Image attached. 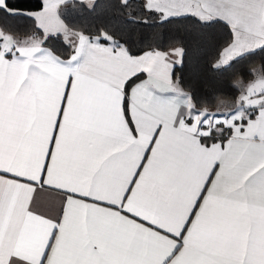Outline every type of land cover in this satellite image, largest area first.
<instances>
[{"label": "snow or ice", "instance_id": "6c2138e0", "mask_svg": "<svg viewBox=\"0 0 264 264\" xmlns=\"http://www.w3.org/2000/svg\"><path fill=\"white\" fill-rule=\"evenodd\" d=\"M69 3L0 0V264H264V0Z\"/></svg>", "mask_w": 264, "mask_h": 264}, {"label": "trees", "instance_id": "16d2710c", "mask_svg": "<svg viewBox=\"0 0 264 264\" xmlns=\"http://www.w3.org/2000/svg\"><path fill=\"white\" fill-rule=\"evenodd\" d=\"M111 0H97V7L95 12L84 11L83 13L75 10L73 8L72 3H69L66 8L62 6V15L65 22L70 23L71 25H75L78 27L83 26H91L94 23L105 21L110 22L115 30L119 33L124 29V25L120 22V20L114 15L113 9L110 7ZM19 27L23 28L24 25H19ZM201 26L196 23L195 19L191 16L185 18L175 19L173 23L167 26V30L161 29L160 32L163 34L164 39L162 41L163 46L167 48L168 44V35L171 33H188L196 30H200ZM204 31H213L220 36H227L228 32L223 25V22L212 25L210 28L203 29ZM150 34V33H149ZM161 43V41H157ZM138 47L142 45H137ZM57 48H61L59 43L56 44ZM61 51L63 49L61 48ZM211 53L208 54V57H211ZM253 63L258 64L259 59H255ZM177 76L181 74V67L177 65L174 69ZM187 72V68L184 69ZM228 96H233L236 93L230 89H226L225 92Z\"/></svg>", "mask_w": 264, "mask_h": 264}, {"label": "crops", "instance_id": "0c3cea01", "mask_svg": "<svg viewBox=\"0 0 264 264\" xmlns=\"http://www.w3.org/2000/svg\"><path fill=\"white\" fill-rule=\"evenodd\" d=\"M146 78V74L141 77V79ZM35 207L39 208L41 211H47L49 207V198L43 192H38L35 199Z\"/></svg>", "mask_w": 264, "mask_h": 264}]
</instances>
